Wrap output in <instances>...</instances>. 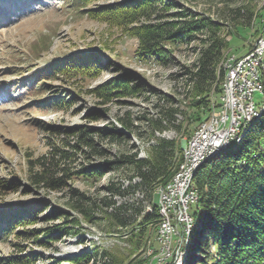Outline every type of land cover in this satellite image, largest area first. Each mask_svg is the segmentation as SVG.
Listing matches in <instances>:
<instances>
[{
	"label": "rangeland",
	"instance_id": "rangeland-1",
	"mask_svg": "<svg viewBox=\"0 0 264 264\" xmlns=\"http://www.w3.org/2000/svg\"><path fill=\"white\" fill-rule=\"evenodd\" d=\"M71 1L0 0V183H17L15 188L0 186V209L19 202L42 204L33 222L14 230L24 232L0 233V259L23 254L32 255L34 261L31 264H73L62 260L89 252L96 246L123 259V264H135L141 258L147 259L145 264H152L155 248L149 246L158 247L157 230L149 227L145 246L135 250L134 244L128 242L124 235L128 227H114L107 218L102 219L104 209L110 210L103 202H98L94 211V215L101 219L87 222L80 213L70 208L67 200L71 189L92 198L101 197L105 193L102 186L108 179L121 181L124 186L137 180L128 179L131 173L126 167L118 170L102 168L101 174L94 177L75 171L89 166L97 171L103 163L113 162L120 154L145 156L153 142V120L158 118L160 105L178 108L180 113L176 114V123L183 121V124L180 132L166 128L154 131V135L175 139L183 150L188 140L183 130L188 126V121L183 120L186 116L183 113L186 111L183 97L187 90L185 68L195 60L204 32H194L181 43H165V49L170 51L164 56L166 61L150 60L151 65L145 68L131 59L139 48L137 37L123 27L92 18ZM117 1L124 0L92 1L83 9ZM170 1L174 4L171 8L156 5L150 18L141 22L207 18L223 23L222 33L231 41L223 62L233 55L245 54L264 30L263 27L257 36L253 34L261 27L256 20L251 24L252 28L242 27L239 34L233 37L228 32L234 31V27L229 26L234 16L229 11L230 7L245 6V11L249 9L262 15L264 0ZM174 12L185 16L176 18ZM240 18L247 20L245 14ZM91 51L101 57L103 64L95 77L39 76V71L45 70L51 63ZM120 76L128 78L130 86H134L131 93L114 95L105 100L92 91L111 79L124 81ZM41 80L44 85L37 86ZM66 89L74 95L70 105L61 107L45 100L62 95ZM63 96L69 98L66 94ZM252 100L258 110L263 106L264 92L255 91ZM124 122H128L131 129L126 128ZM47 126L55 129L52 131ZM82 130H86L87 134L80 136ZM112 132L118 134L119 140L111 138ZM40 157L67 169L69 178L64 177L61 188L53 187L46 191L31 183L28 175L40 166ZM62 173L58 168L54 176H61ZM131 191L128 189L125 198H142L140 191L134 194ZM125 198L112 197L116 204ZM142 205L150 210L146 199L142 200ZM196 209L197 202L191 203L189 215L192 216ZM53 210L68 213V219H77V225H72L66 218H52ZM193 223L195 225L194 220ZM55 224L71 226L78 232L61 233L55 239H51V235L44 236V229ZM185 235H181V241L182 250L187 255L191 237ZM194 251L195 256L201 254L196 249ZM85 264H91V261Z\"/></svg>",
	"mask_w": 264,
	"mask_h": 264
},
{
	"label": "trees",
	"instance_id": "trees-1",
	"mask_svg": "<svg viewBox=\"0 0 264 264\" xmlns=\"http://www.w3.org/2000/svg\"><path fill=\"white\" fill-rule=\"evenodd\" d=\"M92 1L97 0L71 2L74 6L79 5V10H83L92 18L123 27L130 35L137 37L139 48L131 59L145 68L151 65L150 60L166 61L164 56L170 51L165 49V43H181L186 38H190L194 32H204L195 60L185 68L187 90L183 97L186 109L183 111L186 115L183 120L188 121V126L183 130L186 139L189 138L195 127L221 106L224 80L221 62L231 42L222 33L224 24L207 18L176 19V21L158 23L141 22L142 19L150 18L156 5H163L164 9L171 8L174 4L170 0H124L83 9ZM244 9L245 6L229 8V11L234 13L233 21L229 24L234 27V31H228L232 37L239 34L242 27L252 28L251 24L256 23V20L257 23H261V27L255 29L253 34L257 36L264 27V14H254L253 10ZM243 14L247 20L240 18ZM173 15L176 18L185 16L181 12H174ZM101 60L94 51L84 55H70L57 63H51L45 70L41 69L39 76L61 74L72 79L95 77L103 66ZM120 78L124 81L111 79L94 87L92 91L105 100H109L114 95L131 93V88L134 86H130L128 78L124 76ZM262 83L264 87V77ZM42 85H44L43 80L37 83V86ZM63 94L69 98L67 99ZM63 94L45 100L61 107L70 105L74 95L69 89ZM157 112L158 118L153 120L152 127L153 142L150 143L145 156L137 157L136 153L120 154L113 162L103 163L97 171L91 166L75 171V173H84V176L94 177L101 174L102 168L118 170L126 167L131 173L128 179L136 178V181L128 182L127 186H124L121 181L108 179L102 186L104 195L93 198L71 189L67 200L70 208L80 213L87 222H94L96 218L101 219L94 215V211L98 208V202H103L110 210L104 209L102 219L107 218L114 227H128L124 235L128 242L134 244L135 250L146 243L149 227L153 231L157 228L159 213L156 187L165 184L171 178L182 160V148L177 145L175 139L154 135V131L160 132L166 128L180 132L183 121L176 123V114L180 113V110L176 107L160 105ZM123 124L131 129L128 122ZM48 128L52 131L55 129L52 126ZM80 134V136L86 135L87 131L82 130ZM117 135L112 132L111 138L119 140ZM38 161L40 166L28 175L31 183L38 188H45L46 191L53 187L61 188L64 177L69 178L67 169L58 167L57 163L46 161L44 157H40ZM56 167L63 171L61 176H54ZM193 183L198 192V201L197 209L191 213L195 225L190 233L186 264H264V111L254 119L240 142L233 143L198 166ZM0 186L15 188L17 183L10 181L5 184L0 183ZM128 189H132L131 194L140 191L142 198L136 196L125 198ZM113 196L125 199L116 204L112 199ZM143 199L148 201L149 211L142 205ZM41 206L42 204L37 202H19L0 209V233L24 232H14V230L18 226L33 222ZM54 217L66 218V220L69 218L68 213L62 210H53L52 218ZM68 220L72 225H77V219ZM71 228V226L51 225L44 229V236L51 235L50 238L55 239L61 233L78 232ZM194 249L201 254L195 256ZM31 256L23 254L5 256L0 259V264H31L34 261ZM62 261L73 264H85L89 261L91 264H123L124 262L110 251L96 246L89 252L67 256ZM146 261V258H141L135 264H145Z\"/></svg>",
	"mask_w": 264,
	"mask_h": 264
},
{
	"label": "built area",
	"instance_id": "built-area-1",
	"mask_svg": "<svg viewBox=\"0 0 264 264\" xmlns=\"http://www.w3.org/2000/svg\"><path fill=\"white\" fill-rule=\"evenodd\" d=\"M264 54V33L258 47H251L245 55L229 59V79L225 84L221 99L228 104V114H220L215 109V116H208L195 127L194 138L186 141L187 152L191 155V164L183 175H176L158 186L157 206L162 207L157 225L159 226L158 247L152 264H176L180 256L181 235L185 234L188 223V210L191 195L188 191V172L194 163L209 149L222 145L232 135L239 111V95L264 90L261 86L260 56ZM175 216L174 229H167V217Z\"/></svg>",
	"mask_w": 264,
	"mask_h": 264
},
{
	"label": "bare ground",
	"instance_id": "bare-ground-1",
	"mask_svg": "<svg viewBox=\"0 0 264 264\" xmlns=\"http://www.w3.org/2000/svg\"><path fill=\"white\" fill-rule=\"evenodd\" d=\"M264 30L261 32V34L255 39L254 43L251 47H258L260 43V38L263 35ZM245 55V54H243ZM230 59V58H229ZM229 59L228 61H222V68L225 73L224 81H223V89L225 88V84L228 82L229 79ZM260 67H262L261 71V86H263L262 83V77H264V54H261L260 56ZM260 92H264V90H260ZM222 103L220 108H217L220 114H228V104L225 99H221ZM239 111L241 112V115H237L236 122H235V128H233V133L231 136H229L225 142L214 148L209 149L205 155L201 156L198 161L194 163V166L188 172V191L190 195L192 196L190 199V204L195 203L198 201V192L197 189L194 186L193 178L194 173L198 166L202 164L204 161L212 157L213 155L219 153L222 150H225L226 148L230 147L233 143H238L242 140L246 132L249 130L250 126L252 125L255 118L259 117L260 114L264 111V103L263 106L260 107L258 110L255 109L254 102L252 100V95H248V93H241L239 95ZM210 116H215V110L212 111ZM194 133L188 138L187 141L192 140L194 138ZM191 164V155L189 152H187V144L185 143V146L182 150V160L180 164L178 165L176 172V175H183L184 170H187L188 167ZM156 192L158 194V187L156 188ZM158 213L162 214V207L157 206ZM193 217L189 215L188 213V223L185 226V236L190 235L192 228H193ZM175 226V216H168L167 217V229H174ZM157 239L159 238V226L157 225ZM183 235V234H182ZM183 242H180V256L177 259L176 264H186V253L183 252Z\"/></svg>",
	"mask_w": 264,
	"mask_h": 264
}]
</instances>
